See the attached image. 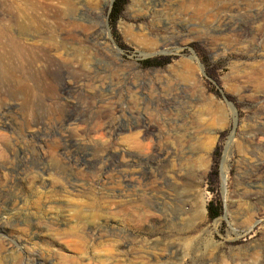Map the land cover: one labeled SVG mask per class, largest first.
Listing matches in <instances>:
<instances>
[{
  "label": "rangeland",
  "instance_id": "obj_1",
  "mask_svg": "<svg viewBox=\"0 0 264 264\" xmlns=\"http://www.w3.org/2000/svg\"><path fill=\"white\" fill-rule=\"evenodd\" d=\"M134 1L116 18L115 0H93L98 18L73 27L57 1L0 0L1 28L28 45L0 61V264H264V0L224 34L209 23L228 6L192 7L182 22L207 30L189 36ZM190 60L200 86L181 75ZM204 97L223 126L200 116Z\"/></svg>",
  "mask_w": 264,
  "mask_h": 264
},
{
  "label": "bare ground",
  "instance_id": "obj_2",
  "mask_svg": "<svg viewBox=\"0 0 264 264\" xmlns=\"http://www.w3.org/2000/svg\"><path fill=\"white\" fill-rule=\"evenodd\" d=\"M49 1H52V0H49ZM53 1H57V3H60L61 5H67L69 7L71 13H75L76 12V14L73 15L74 17H72V16L70 18L68 17L69 20H72V21L71 22L67 21L68 24L70 23L71 26H73V27H75L77 25V21L78 20H81V19H84V18L92 20V19L98 18V16H99V15L96 14V11L94 9H92L91 4H92L93 0H53ZM214 1L222 2L223 5L225 6V8L223 7L222 9H226V6H228L229 7V8H227V9H229L228 11L232 12V15H229V14L223 15V18L218 20L217 23H214L213 21H212V23H209L210 24V28L209 29H211V31H213V33H216V34H222L223 33L224 34V32H227V31L230 30V28H231V24H230L231 20L233 19V17H236L235 13H240V9L241 10L243 9V8H241V6L243 5L242 3L243 2L245 3V1H248V0H157L156 3H158V5L155 6L154 8H155L156 13L159 14V16H160L159 17L160 21H162V16L163 17H167V18L173 17L174 19L181 21L182 26L185 27V29L188 32L187 35L189 36V35H192V34L195 35V34H198V33H202L203 31H206L207 28H205V27H203V25H199V24H189V23L185 24V22H182V21L185 20V11H188V9H190V8L192 9V7H195L194 8L195 10H194L193 14H191V15H193V17L205 14L204 13L205 9L209 5L211 6V4ZM230 1L231 2L232 1L236 2L237 6L236 5H235L236 7L234 5H233L234 7L230 6L229 5L230 3H228ZM250 1H252V0H250ZM153 3H155V2H153ZM140 4H141L140 0H135L133 7H137L138 6L139 7L138 9H142L143 5H140ZM68 7H67V9H68ZM262 7H264V6L262 5ZM207 9H209V8H207ZM212 9H214V8H212ZM212 9H211V12H212ZM218 9H217V11H218ZM261 11H262V9H260V8L257 9V8L254 7L253 9L251 8L250 10H246L245 14L249 18L258 17L261 14ZM68 12L69 11L67 10V14H68ZM210 13L207 15L208 18L212 17ZM78 15L81 16V17L78 18ZM68 16H69V14H68ZM99 18L101 20L100 21V24H101L100 25L101 26L100 30L102 31V27H103L102 26V23H103L102 20L104 21V18L102 16H100ZM1 23L2 22H0V25H2ZM24 30H26V29H24ZM4 31H5V29L3 30L1 28V26H0V61L1 62H4L6 59H8L7 54L8 53L11 54L14 51L13 50L14 46H16L15 48L18 47V48L23 49V50L28 48V45H25V47H26L25 48V47L22 46V44H12L11 38H8V34H6ZM208 33H210V32H208ZM208 33H207V35H208ZM125 34L127 36H130L133 40L138 41L142 45H145L147 48H149V47H157V48H161L163 50V52H168L167 48L165 47L167 44H166V41L164 39H159V44H158V40H155V42H154V41L148 39L147 36L143 37V36L137 35L136 33H134L131 30L130 27L125 28ZM17 35H19V34L17 33ZM24 35L25 34L22 33L21 35H19V38L20 39H25V40L28 39V38H25ZM103 36H102V38H105ZM174 37L176 38L177 41L180 40V35L178 33L176 34L175 32H173V37L172 38H174ZM14 39L17 40V38H14ZM183 39H185V37ZM28 40L33 41L34 38H30ZM90 40L93 41L94 39L93 38H89V41ZM43 41H44V44L42 46L37 47V48L34 47V48L35 49L42 48V49H46L48 51H54V52H58V51L67 49V46L65 45L64 41H61V42H58V43L57 42L56 43H54V42L52 43L51 41L50 42H48V41L45 42V40H43ZM14 42H16V41H14ZM100 46H101V44H100ZM221 49L222 48H218L216 50V55H219L218 51H220ZM160 52H162V51L160 50ZM192 60H193V58H192ZM192 60L181 62V72H182L181 75H182V77L185 80H188L189 82H192L195 86L196 85L200 86L201 82H200V80H199V78L197 77V74H196V69L199 66L196 68L195 62L192 61ZM203 102H204V105H203L204 106V111L203 112L201 111V113H200L201 115L200 116H203L204 114H206L207 116L212 117L211 121H213L214 126H219V127L223 126L224 125V121H225V117L227 115V112L225 111V109H223L224 107H222L220 104L216 103L213 99H211L209 97H206V98L204 97ZM201 119L203 121H206V119L203 118V117ZM198 122H196V123H198ZM199 123L201 124V122H199ZM204 125H206V124L204 123ZM202 127H204V126L203 125H196L195 129L200 131L201 129H203ZM196 139H197V137H196ZM188 158H186V159H188ZM190 158L193 159L192 157H190ZM194 161L201 162L203 164L202 158H200V157L195 158ZM202 164H200V165H202ZM139 184H140V182H139ZM141 185H143V184L141 183L140 186ZM96 235H98V237H101V232L98 231V233L94 234L93 236H96Z\"/></svg>",
  "mask_w": 264,
  "mask_h": 264
},
{
  "label": "trees",
  "instance_id": "obj_3",
  "mask_svg": "<svg viewBox=\"0 0 264 264\" xmlns=\"http://www.w3.org/2000/svg\"><path fill=\"white\" fill-rule=\"evenodd\" d=\"M127 0H115L112 8V14L118 18L122 13L124 6L126 5ZM145 66H161L154 60H146L144 62ZM208 215L211 220L219 218L222 215V208L216 205V202L213 200L208 205Z\"/></svg>",
  "mask_w": 264,
  "mask_h": 264
},
{
  "label": "water",
  "instance_id": "obj_4",
  "mask_svg": "<svg viewBox=\"0 0 264 264\" xmlns=\"http://www.w3.org/2000/svg\"><path fill=\"white\" fill-rule=\"evenodd\" d=\"M114 1V0H113Z\"/></svg>",
  "mask_w": 264,
  "mask_h": 264
}]
</instances>
